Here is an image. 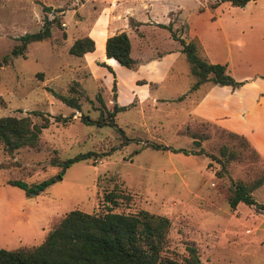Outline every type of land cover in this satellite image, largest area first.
Instances as JSON below:
<instances>
[{
    "label": "rangeland",
    "instance_id": "1",
    "mask_svg": "<svg viewBox=\"0 0 264 264\" xmlns=\"http://www.w3.org/2000/svg\"><path fill=\"white\" fill-rule=\"evenodd\" d=\"M44 17L58 22L50 37L29 42L23 56L5 63L16 37L39 30ZM129 18L139 24L131 27ZM167 23L176 35L196 39L210 62L224 64L226 73L242 82L248 89L244 97L251 102L253 96L245 113L253 119L252 131H246L264 130V0L242 7L222 0H0V116L29 115L39 122L30 113L37 110L49 119L35 148L6 154L0 145V248L38 244L53 219L74 208L96 210L101 193L118 183L130 196L121 209L169 218L167 248L175 257L191 246L201 264H264V184L252 192L255 204L240 202L234 210L221 192L231 181L255 175L264 158L251 145L257 157L243 150L224 167L218 164V148L232 141L226 131H233L189 114L216 85L207 81L189 90L193 76L178 43L161 26ZM120 31L130 39V56L154 71L142 69L137 75L143 78L132 80L133 70L108 60L115 68L113 97L112 73L98 64L99 51L107 36ZM82 35L93 38L95 50L69 54L72 40ZM53 93L78 97L79 110ZM113 102L125 106L114 116L123 134L80 121V114L104 117ZM245 114H235L234 121L242 124ZM57 115L71 117L61 122L53 118ZM260 137H252L255 144L264 143ZM150 142L182 150L145 147ZM84 152L92 154L58 174V162ZM50 177V185L36 195L6 184Z\"/></svg>",
    "mask_w": 264,
    "mask_h": 264
},
{
    "label": "trees",
    "instance_id": "2",
    "mask_svg": "<svg viewBox=\"0 0 264 264\" xmlns=\"http://www.w3.org/2000/svg\"><path fill=\"white\" fill-rule=\"evenodd\" d=\"M231 5L242 7L248 0H222ZM131 27L139 23L129 18ZM57 23V19L43 18L42 25L35 32H26L16 37L17 43L12 46L4 62L11 57L23 56L26 45L32 41L46 40L51 35V25ZM169 31L170 37L179 45V51L184 54L188 62L189 72L193 76V83L189 90H195L203 82H211L217 85H226L231 89L239 87L242 82L236 81L226 73L225 65L210 62L202 53L196 39H184L175 34L171 24L161 25ZM64 36V33H62ZM131 43L128 35L120 31L109 35L104 40V56L109 60H115L120 66L135 70L140 61L130 56ZM68 53L74 56H82L86 52L94 50V40L89 35H82L72 40L68 46ZM112 73L111 90L115 97V78L109 65L103 61L98 63ZM145 83L139 80L138 84ZM77 84V83H75ZM75 90L74 88H71ZM82 90L77 93L82 94ZM54 97L65 105L78 111L80 104L78 97L67 96L62 93H53ZM96 100L105 106L100 93H96ZM125 106L113 102L111 110L106 111L104 117L101 114L91 119L86 115H79L83 124L114 128L118 133L123 131L114 121L115 114L124 110ZM32 115L39 116V122H33L29 115L0 116V145L6 154H11L21 147L35 148L38 145V137L43 128L49 124L48 117L40 111H30ZM68 117L54 116L55 121L65 122ZM184 132L191 137L196 133L187 128ZM232 139L230 143H223L218 148L220 158H216L218 164H224L235 158L243 150H249L251 155L258 154L249 141L242 134L226 131ZM205 136V135H204ZM193 143L198 145L197 140ZM155 150H169L177 152L182 149H173L161 143L150 142L145 145ZM138 150H136L137 152ZM185 152V151H184ZM92 153H77L57 163L59 175L72 163L90 157ZM52 182V177L34 183H27L20 179H8L6 184L17 186L25 195H36L47 188ZM264 184V166L257 170L255 175L247 180L235 179L224 187L221 192L224 200L231 210L238 203L245 205L255 204L252 192ZM130 196L120 190L118 183L104 190L99 197L96 210L85 212L74 208L65 212L62 216L53 219L46 230L41 242L36 245H19L15 248H0V264H201L194 247L186 246V255L175 257L167 248V233L170 227L168 217L149 212L145 209L136 211H124L122 203L127 204Z\"/></svg>",
    "mask_w": 264,
    "mask_h": 264
},
{
    "label": "crops",
    "instance_id": "3",
    "mask_svg": "<svg viewBox=\"0 0 264 264\" xmlns=\"http://www.w3.org/2000/svg\"><path fill=\"white\" fill-rule=\"evenodd\" d=\"M94 50H95V46H94ZM131 50H132V47H130V52ZM99 52H100L99 53L100 60H102L104 63L109 65L113 70H115V68L112 67V65H110L108 61L109 59L104 56L103 49H100ZM86 53H89V52H86ZM142 69H149V70L154 71V69L149 67V65L147 64L139 65L135 70H133L135 74L132 76V80L143 78L137 75V73ZM146 80L151 81L152 83L154 82V79L153 80L146 79ZM215 85L216 86L210 88L208 93L206 92L207 96L201 99H198L193 103L192 108H190L189 114L199 116L200 118L204 120L215 121L216 123L232 130L233 132L242 134L251 143V145L254 146V148L258 149V152L264 158V143L255 144L254 141H257V140H254V139H253L254 141L252 140V137H256L258 135L261 136L260 138L262 139L264 138V130H262L263 127L262 128L258 127L255 130V132H253V134L252 132L246 131V130L252 131L251 129L252 123H250V121H252L253 119L252 117L249 116L250 114L247 117L245 113H249V109H250L249 106H252L250 104L253 103V96L251 97L252 101L249 102L248 97L247 96L244 97L243 95V92H246V93L248 92L247 88L240 86V87L231 89L229 86H226V85H221V86L217 84ZM220 87H224V88L227 87L229 89H223ZM218 93H220L221 97L216 98V95ZM253 109H254V106L252 108V111ZM239 112L244 113L245 114L244 117H246V119L244 120L242 124L238 125V122L234 121V117H235L234 115L238 114ZM255 126L256 124L253 127Z\"/></svg>",
    "mask_w": 264,
    "mask_h": 264
}]
</instances>
